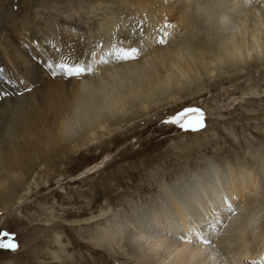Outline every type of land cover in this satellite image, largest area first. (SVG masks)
Instances as JSON below:
<instances>
[{
  "label": "bare ground",
  "instance_id": "bare-ground-1",
  "mask_svg": "<svg viewBox=\"0 0 264 264\" xmlns=\"http://www.w3.org/2000/svg\"><path fill=\"white\" fill-rule=\"evenodd\" d=\"M12 5L10 0H0V66L5 62L9 63L22 75V81L32 87H30L32 91L31 94L18 95V92L23 91V86L13 79L15 75L12 78L6 77L12 79L17 87L0 85V211L2 212H6L13 202L6 201L5 196L8 192L22 185L23 182L26 183L35 167L34 164L38 165L40 161L46 162V157L56 151V145L67 141L68 133L76 125L81 103L92 89L97 87L106 91L114 82L128 79L122 82L121 95L116 96L114 100L113 97L109 103H104V106L107 103L105 106L107 114H104L108 117L103 121L100 119L95 121L99 130H107L108 126L105 128V122L112 120L113 124L119 125L133 121L128 110L132 106L134 108V105L138 108L136 112L142 115H148L161 107L180 105L185 101L181 96L184 90L188 87L199 88V83L205 75L211 74L208 77H216V63L232 68L227 71L228 73L240 75L244 69L249 68L252 61H264V0H252L251 6H248L245 0H93L92 4H88L90 8L88 7L89 11L85 14H91L93 17L90 19L96 17L93 22L96 30L90 32L91 24L90 28L76 26L81 34L78 38L76 31L73 32L71 29L73 27L75 30V25L67 21V18L72 19L77 13H81L82 10L80 11L78 7L71 6L67 9L52 4L45 10L55 18H51L53 21L45 20L41 23L36 12L32 10L28 12V9H25L27 11L23 16H17L15 11L18 9L15 10ZM29 7L30 5L27 8ZM64 14L68 15L64 16ZM165 19L175 27L168 29L170 32L168 43L158 45L154 43V39L160 34L157 29L163 26ZM140 20L145 21V41L144 51L139 59L119 65L99 66L98 74L83 79L69 80L63 77L62 80L58 77L59 80L51 81L50 76L44 75L43 70L32 62L29 54H23L20 49L22 46L16 41V39L27 41L28 34L39 35L43 29L46 33L45 37L49 39L48 43L56 44L61 49V53H68L74 58L72 61H85L84 56L88 50L87 60L90 59L93 44L97 42L95 40H100L102 37L103 42L107 43L109 33L115 32L117 25L120 26L118 35L127 36L131 28ZM59 23L71 28L62 29L61 26L58 27ZM213 25L219 26L216 44L209 41ZM46 27L48 29H45ZM232 27L240 29L244 27V36L237 38L235 33L232 35L226 33ZM4 32L5 35L2 37ZM131 46H139V41L133 39ZM49 53L50 60H58L60 57L54 50L50 49ZM32 54L36 55V52L33 50ZM219 76L221 78L218 82L212 81L211 88H216L219 83L228 82L226 73ZM4 82L0 79V84ZM201 89L197 90V94L201 93ZM95 104L99 105L97 101ZM20 112H23L24 118L14 129V120ZM110 115L112 118H109ZM93 118L96 120L95 117ZM89 130L88 141H80L81 143L71 147V151L74 153L83 151L95 143L98 138L97 132L93 131L94 129ZM38 144H42L38 147L40 149L38 154L28 150ZM201 161H203L202 169L193 170L191 174L192 177L199 179H192L191 185L199 181L197 188L205 189H195L192 194H188L187 189L190 186L185 187L181 179L177 181L179 186L175 185L174 188L169 184H161L163 188L160 190V201L157 200L160 203L153 202L154 205H150L148 209L150 214H143L142 220L136 215L126 217L124 214H120L119 217L116 214L114 219L108 220L105 212L101 218L96 217L92 221L99 222L96 228L83 236L85 241L91 244L89 251L96 255L100 254L103 247L122 238V233L126 229L131 242L137 247V252H145V245L151 248L149 254L140 253L142 260L140 262L156 259L154 263L159 262V264H253V261L261 264L256 258L264 253V216L262 215L264 147L250 148V155L243 160L244 162L240 160L235 163L225 159L216 168L209 165L207 160ZM245 161L249 164L251 161L252 164L247 165ZM178 175L179 178L185 176L182 170ZM224 197H227L232 205L237 204L238 209L236 208L235 212H239L231 214L229 220L226 219L228 226L222 229L223 233L220 236L219 233L222 231L220 230L217 235L218 229L215 228V225H219L216 223L217 216L222 221L229 217L221 211L225 207ZM4 212L2 214H5ZM84 214L85 209L77 216L80 219ZM204 214L209 218L205 220L207 216ZM241 217L243 222L235 227ZM80 220L85 222L86 219ZM196 229L203 231L205 237L210 240L209 244L201 243L194 234L191 243L180 239L182 235L190 234ZM214 239L219 241L216 249H213ZM219 248L220 251L223 250L225 257L221 255L223 252L217 250Z\"/></svg>",
  "mask_w": 264,
  "mask_h": 264
},
{
  "label": "rangeland",
  "instance_id": "rangeland-1",
  "mask_svg": "<svg viewBox=\"0 0 264 264\" xmlns=\"http://www.w3.org/2000/svg\"><path fill=\"white\" fill-rule=\"evenodd\" d=\"M10 1L13 4L12 7H15V10L18 9L15 11L17 16H23L27 11L25 9H28V12L32 10L36 12L41 23L45 20L53 21L51 18H55L45 10L52 4L67 9L71 6L78 7L80 11L82 10L81 13H77L72 19L67 18V21L72 22L70 24L75 25V30L63 23L57 24L58 27L61 26L62 29L67 30L71 28L73 32L76 31L77 38L81 34L76 26L83 28L91 26L90 32L96 30L93 25L96 17L90 19L93 16L85 14L89 11V5L93 3V0ZM28 5H30L29 8H27ZM67 15L64 14V16ZM44 25L46 26V22ZM218 28L219 26H214L210 30L212 33L209 34V41L213 44H216ZM41 31L39 35L28 34L29 40L27 41H20V39H16V41L22 46L20 49L23 54H29L32 62L43 70L44 75L50 76L51 81L63 80V76L52 77L46 68V62L51 59L49 50L53 49L49 47L51 44L45 37L46 33L43 29ZM244 31V27L241 29L232 27L226 33H230V35L235 33L237 38H240L244 36ZM3 35L5 32L2 37ZM33 50L36 55L32 54ZM88 52L89 50L85 53V61L88 58ZM0 68H2L0 79L5 81L0 85L17 87L10 78L15 75L16 77L13 79L19 82L22 80V75L7 62ZM216 68V77L210 78L208 76L211 74L205 75L199 83V88L188 87L182 92L181 96L185 101L180 105L161 107L148 115L137 113L138 108L134 105V108L132 106L128 110L133 121L119 125L115 122L113 124L112 120L105 122V128L108 126L107 130H99L95 121L97 119L103 121L108 117L104 114H107L105 112L106 104L112 101L113 97L114 100L116 96L121 95L122 82L128 79L124 78L122 82L121 80L114 82L115 87L112 84L106 91L97 87L92 89L89 92L92 95L88 93V97L86 96L85 101L81 103L77 113L78 117L76 116V125L68 133L67 141L56 145V151L46 157V162L40 161L41 165L40 163L34 164L35 167L26 183L18 185L5 196L6 201L13 202L6 212L3 211L5 214L0 211V232L13 234L18 243V249L14 252L0 249V264H56L57 262L59 264H99L100 262L159 264V262L154 263L156 259H150L149 263L140 262L142 261L140 253L141 255L146 252L149 254L151 248L145 245V252H137V247L131 242L126 229L122 233V238L117 236L118 239L103 247L100 254L97 255L89 251L91 244L86 242L83 236L87 235L86 232L96 228L99 222L92 221L96 217L97 219L101 218L105 212H107L105 216H108V220H112L116 216L119 217L120 214H124L126 217L136 215L142 220L143 214H150L148 210L150 205H154L155 201L157 204L160 203L158 201H160L162 185L169 184L174 188L175 185L179 186L177 181L181 179L185 187L190 186L187 189L188 194H192L195 189H205L197 188L199 181L191 185L192 179H199L192 177L191 174L197 169H202L203 161L201 160H207L209 165L217 168V165L223 163L225 159L235 163L240 160L244 162L243 160L250 155V148L264 147V61H252L249 68L244 69L240 75L228 73L227 71L232 68H228L225 64L216 63ZM222 73L224 75L226 73L225 77L228 82L219 83L216 88H211L212 81L218 82V79L221 78L219 75ZM122 75L124 76V74ZM58 77L60 78L58 79ZM198 89H201L199 94L203 95L197 94ZM259 91L261 93H258ZM27 93L31 94V92ZM95 101L99 105L95 104ZM105 102L107 103L104 106ZM164 103L162 102V104ZM189 107L200 108L205 113L206 127L199 132H183L176 126L163 122L176 112ZM23 111L25 112V109ZM22 118H24L23 112L17 114L14 120L15 125L13 124L14 129ZM109 118H112V115ZM124 124L126 126H122ZM88 128L94 129L98 138L88 149L74 153L71 151V147L82 141H88L90 136ZM40 145L42 144L32 146L28 150L33 154H38ZM61 146L63 147L61 148ZM251 161L253 162L254 159L252 158ZM251 161H249L250 164H252ZM245 162L250 165L248 161ZM255 168L257 169L256 166ZM181 170L185 176L179 178L177 176H180L178 173ZM262 187L264 188V185ZM197 203H199L198 200ZM233 207L237 211V204H233ZM83 209H85V214L80 216V219H86L85 222L77 216ZM227 215L229 217L223 219L222 225H215V228L218 229L217 235L222 236L223 230L227 228L231 214ZM262 215L264 216V212ZM207 218L209 216L204 219ZM226 219H228L227 222ZM242 222L241 217L235 227ZM224 226L226 227L224 228ZM218 232L221 233L218 234ZM230 233L229 235H231ZM213 241V249H216L219 241L217 242L215 239ZM217 250L220 251V248ZM222 252L223 250L220 251V253ZM221 255L226 256L224 252Z\"/></svg>",
  "mask_w": 264,
  "mask_h": 264
},
{
  "label": "snow or ice",
  "instance_id": "snow-or-ice-1",
  "mask_svg": "<svg viewBox=\"0 0 264 264\" xmlns=\"http://www.w3.org/2000/svg\"><path fill=\"white\" fill-rule=\"evenodd\" d=\"M252 0H245L248 6H251ZM144 20L136 22L131 28L130 34L127 36L118 35L120 32V26L117 25L115 32L109 33V40L107 43L103 42L101 37L96 43L93 44L90 52V59L84 61H71L70 58H66L64 55H60L58 60H49L46 62V67L52 77L57 75L63 76L66 79H83L86 76H93L98 74L99 66L107 65H119L121 63H127L136 61L142 55L144 51L145 31H144ZM175 25L170 24L167 19L163 26L157 29L160 33L154 39V43L158 45H165L168 43V37L170 32L168 29L174 28ZM133 39L139 41V46H131ZM52 49L56 53H61V49L56 44H51ZM12 83V81H9ZM19 84L23 86V91L17 94L23 96L27 92H31L32 89L24 82L19 81ZM165 124L174 125L183 132H199L206 127V116L200 108H185L175 114L168 117L163 121ZM223 204L225 207L221 211L225 214H234L235 209L233 205L228 201L227 197L223 198ZM191 219V217H189ZM216 223L222 225V220L217 216ZM195 235L201 243L207 245L210 240L205 237L203 231L196 229L187 235H182L181 240L191 243L192 235ZM169 235L171 233L169 232ZM0 249L16 251L18 249V243L13 234L8 232H0ZM253 264H256L253 261ZM264 264V260L261 261Z\"/></svg>",
  "mask_w": 264,
  "mask_h": 264
}]
</instances>
